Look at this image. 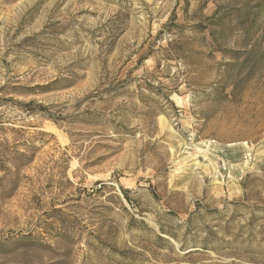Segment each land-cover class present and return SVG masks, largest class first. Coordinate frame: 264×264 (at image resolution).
<instances>
[{"label":"rangeland","instance_id":"rangeland-1","mask_svg":"<svg viewBox=\"0 0 264 264\" xmlns=\"http://www.w3.org/2000/svg\"><path fill=\"white\" fill-rule=\"evenodd\" d=\"M0 264H264V0H0Z\"/></svg>","mask_w":264,"mask_h":264},{"label":"trees","instance_id":"trees-1","mask_svg":"<svg viewBox=\"0 0 264 264\" xmlns=\"http://www.w3.org/2000/svg\"><path fill=\"white\" fill-rule=\"evenodd\" d=\"M123 193L126 194L127 192L125 190H123Z\"/></svg>","mask_w":264,"mask_h":264}]
</instances>
